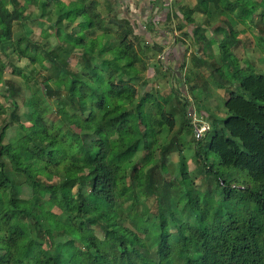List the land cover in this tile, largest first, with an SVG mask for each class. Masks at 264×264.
Here are the masks:
<instances>
[{"label":"trees","instance_id":"1","mask_svg":"<svg viewBox=\"0 0 264 264\" xmlns=\"http://www.w3.org/2000/svg\"><path fill=\"white\" fill-rule=\"evenodd\" d=\"M104 1L0 0V52L13 65L25 57L32 67L27 125L0 63V94L13 108L11 122H18L15 143L4 141L10 122H0V264H264V70L233 51L240 45L234 26L255 24L264 0H199L193 9L184 7L188 24L197 10L207 12L208 24L218 11L223 25L214 31L224 32L216 44L220 60L206 67L227 93L226 115L217 122L208 111L205 135L194 136L206 183L201 188L183 158L177 171L169 160L175 151L182 156L185 144L170 135L162 114L168 105L171 116L172 108L188 114L178 96L183 92L174 104L158 88H145L141 75L145 65L154 75L164 70L161 59L151 67L144 53L162 54L163 45H149ZM38 20L53 23L41 30L44 38H56L53 47L33 37L30 23ZM117 26L112 42L107 28ZM77 47L80 69L61 51ZM194 59L205 63L202 54ZM37 63L47 72L36 71ZM142 78L143 95L131 108V84ZM6 113L0 103V119ZM140 147L145 162L137 169ZM35 160L45 165L37 169ZM22 184L32 197L20 195Z\"/></svg>","mask_w":264,"mask_h":264},{"label":"rangeland","instance_id":"2","mask_svg":"<svg viewBox=\"0 0 264 264\" xmlns=\"http://www.w3.org/2000/svg\"><path fill=\"white\" fill-rule=\"evenodd\" d=\"M251 1L254 3H258L261 0H251ZM263 12H264V9H261V8L257 9L256 13L254 14V18H253V21H255V24H253L252 26L247 27L241 23L237 25L236 28H234V30H237V29L241 30V32L238 34V38L240 39V45L239 47L234 48L233 50L235 52V55L238 56L239 59H242V57H245V59H248L252 62L255 68L260 69V70H264V25L262 24L264 21V15L261 16V13ZM47 15L49 16L50 12ZM56 18H57V14L55 13L52 15L51 19L54 22L56 21ZM119 21H120L119 19L116 21L117 25H119ZM61 22L65 23L66 20L62 18ZM30 25H32L34 28L33 37L35 38V40L42 41L43 45L45 46L50 45L53 47L56 44L57 40L55 37L52 36L46 39L41 34V30L43 28H51L53 23L50 24V23H47V22L45 23V22L38 20L37 22L35 21L34 23H30ZM122 26L123 28H126L127 24L122 23ZM169 27H171L170 23L168 24V28ZM116 28H113L112 30L109 27L107 28L108 36L110 39H112V42H116L118 38L117 31H119V28L118 26ZM62 36L63 35H60V38H62ZM170 36L172 37L170 39V42H172L174 39L173 34L165 37V39L168 40ZM148 43L149 45H151L152 43H155V41L151 40V41H148ZM160 44L163 45V47L167 45L166 42H161V41H160ZM243 44L245 45L244 49L242 48ZM79 50H80L79 47L76 48V52L74 53L70 52L67 49L61 50L62 53L70 57L72 66L78 69H80L81 67V64L79 63L80 59L78 57ZM101 53L102 51L99 54ZM144 53L145 55H147V57H149L150 60L147 59L149 60V62L147 63H150L151 67L153 66V64L158 65L157 62H159V59H161L165 65V68L164 70L162 68L160 69V72H158L159 75L157 74L154 75L155 68L152 67V69L150 68L149 70H147L146 69L148 68L147 65H145V67L143 66V64L140 65L141 69H143L144 67V69L141 72V75L145 78L147 77V80L144 81V83L147 84V87L143 85V78L133 81L131 85H132V93L134 95L135 102L133 104H130L129 106L133 108L135 107L136 103L140 101V96L143 95L144 87L147 89L153 88V90H155V88H158L161 91L162 95H166V94L169 95L167 97L168 98L170 97L171 100L174 98V96L177 93L179 94V91L183 92L182 96L181 94H179L178 96H180V98L183 99L184 101L183 103H186L188 114L183 117L182 112H180L178 109L172 108L171 110L175 114V116H171V114L168 113L170 109L169 105L164 108L163 114H162L163 119H165L167 122V126L172 128L170 135L179 136L178 141L184 142L185 144V146L183 147L182 156L179 154V151H175L170 155L169 160H170V165L174 166V170L176 169L178 170V168L181 165V158H183L187 163V166H185V170H189L191 172L194 182L199 188H201L202 185H205L206 183L204 180V175H203L204 173L200 172V169L203 168V164L201 163V160H198L195 155V152L199 148L200 145L198 146V144L196 143L197 141L194 139V133L192 132L193 131L192 120L194 119V116L196 115L197 118H202L206 123L207 121H206L204 111L209 110L211 111V113H213L215 117L214 119H217L216 121L219 122V120L222 119L226 115V112L224 113V111H226L225 106H224V103L226 100L225 98L226 92L223 89L216 87L213 84L212 80H209V79H208V81L210 82V85H208L209 88L207 87L204 88V86L201 88H198V90L196 88H190L192 81L190 79L188 82H185L182 80L180 81V79H178L177 77V71L174 73L173 72L174 70L170 68L169 64L165 61V54L159 53L158 55H156V54H153L152 50L150 51L147 49L144 50ZM214 53L216 54V57L214 59L220 60V53L218 52L217 47L214 48ZM0 63L5 64L3 78L5 80H11L14 83V89L16 90V100H17V103L19 104L17 108L18 109L17 112L20 114L21 118L25 121L27 125H31V123L28 122V117H29L28 107L24 103V100L27 99V97L30 95L32 91L31 90L32 88H30L27 85V81H26L28 76L31 75L30 69L32 68L31 65H29V59L25 57H21L19 59L15 58L14 60L15 64L13 65L12 63H10L9 59H7V57L3 55L2 52H0ZM168 67L170 69H168ZM35 70L36 71L41 70L39 63H37ZM41 71L42 73L47 72L43 70ZM118 78L119 76L117 75L111 81L109 80L111 82V85L117 84ZM197 82L198 84L200 83V81H197ZM30 83L33 84L32 80L30 81ZM171 89H173V91H171ZM2 91L3 90L0 89V92ZM210 97L213 99H212V103H209L210 104V106L208 107L209 109H207V107H205V103L209 100ZM172 102L176 104L175 99H173ZM0 103L4 104L7 109V113L1 117L0 122L3 124L10 122V126L6 130L4 141L5 142L12 141L15 143L14 132L17 128L18 122L13 123L10 120V113L12 112L13 108L11 107V104L1 96V94H0ZM175 107H177V105H175ZM211 107L213 108L212 110H211ZM50 118H54V114H51ZM208 120L210 119L208 118ZM162 141H163V138H160L159 142H162ZM149 144L153 146L152 141H150ZM158 151L159 150H157L156 153H158ZM144 154H145V150L142 147H140L139 151L134 156V159L137 161V169L141 165H143V163L145 162L144 156H143ZM33 164L35 168L37 169H40L45 165L44 163L37 161V160L33 161ZM19 193L20 195H24L26 197L33 196L32 194L33 192H30V190L27 188V186H25V184L20 185ZM150 204L154 207V201H151ZM52 211L57 214L59 219L63 221L68 220L67 212H62L57 207L52 208ZM95 230H96V234L101 237L102 231L98 227H96ZM147 244L150 248H154L156 245V243H147Z\"/></svg>","mask_w":264,"mask_h":264},{"label":"crops","instance_id":"3","mask_svg":"<svg viewBox=\"0 0 264 264\" xmlns=\"http://www.w3.org/2000/svg\"><path fill=\"white\" fill-rule=\"evenodd\" d=\"M99 1L102 2L104 0ZM106 1L107 0H105L104 3ZM109 1L113 3L112 5L117 11L119 18L129 19L135 24L136 32L139 33V35L144 36L148 41L153 40L155 43H160V41L167 43L163 48L165 61L169 64L170 68L175 72L177 71V77L180 80L188 82L190 79L192 84H196L198 88H201L203 84L204 88H209L208 85H210V82L208 79L211 80V78L209 77V70L206 67V62L216 57L214 48L217 47L216 44L224 35L222 31H214L215 27L223 25L220 22L222 17L218 11L212 14L208 24L206 20L208 17L207 12H204L203 9L197 10L191 15L195 19V23L188 24L185 14L186 8L184 7L193 9L199 0ZM259 3L260 2H258V4ZM261 5L262 6L259 5L260 8L264 9L262 8L263 4ZM209 7L212 6L209 5ZM169 23L171 24V27H169L170 29L168 28ZM237 25H239V23L234 27L236 28ZM193 30H196V35L193 33ZM186 31L189 35L185 34ZM236 31H238V34L241 32V30L238 29ZM172 34L174 35L172 42H170L171 36L168 40L165 39V37ZM238 34L236 35V39L240 40ZM179 39H181L183 43L178 41ZM195 54L199 56L202 54L205 57V63L195 64ZM146 61L149 62V60ZM148 64L150 65V63ZM169 67L168 69H170ZM197 81H200V83L198 84ZM226 96L227 93L225 94V98ZM212 99L213 98L210 97L205 103L207 109H209V103H212ZM212 109L211 107V110ZM208 111L209 110L204 112L206 121L210 123L211 120H208V118H210L209 112L211 113V111Z\"/></svg>","mask_w":264,"mask_h":264},{"label":"built area","instance_id":"4","mask_svg":"<svg viewBox=\"0 0 264 264\" xmlns=\"http://www.w3.org/2000/svg\"><path fill=\"white\" fill-rule=\"evenodd\" d=\"M192 126L193 133L196 139L202 138L208 129V125L205 123V121L202 118H197L196 115L192 120Z\"/></svg>","mask_w":264,"mask_h":264}]
</instances>
